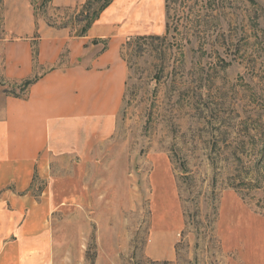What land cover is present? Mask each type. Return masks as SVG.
Returning <instances> with one entry per match:
<instances>
[{
  "label": "rangeland",
  "instance_id": "rangeland-1",
  "mask_svg": "<svg viewBox=\"0 0 264 264\" xmlns=\"http://www.w3.org/2000/svg\"><path fill=\"white\" fill-rule=\"evenodd\" d=\"M28 1L39 25L74 35L86 23L75 21L82 6ZM166 10L159 38L122 49L128 78L99 200L63 208L62 264H264V0ZM6 12L1 1L0 45ZM1 90L19 94L0 76ZM155 244L172 260H155Z\"/></svg>",
  "mask_w": 264,
  "mask_h": 264
},
{
  "label": "crops",
  "instance_id": "crops-1",
  "mask_svg": "<svg viewBox=\"0 0 264 264\" xmlns=\"http://www.w3.org/2000/svg\"><path fill=\"white\" fill-rule=\"evenodd\" d=\"M2 3L10 38L0 76L19 94L0 91V264H62L63 208L99 200L95 179L128 78L122 48L165 32L167 0H111L83 35L39 25L28 0ZM154 246L155 260H172Z\"/></svg>",
  "mask_w": 264,
  "mask_h": 264
},
{
  "label": "trees",
  "instance_id": "trees-1",
  "mask_svg": "<svg viewBox=\"0 0 264 264\" xmlns=\"http://www.w3.org/2000/svg\"><path fill=\"white\" fill-rule=\"evenodd\" d=\"M2 0H0L1 2ZM111 0H86L85 3L81 7L80 14L77 15L78 18L75 19L76 22H80L79 17H81V13H85V18H82L83 20H86V23L83 25H78L74 31V35H83L87 28L90 26V24L97 18L101 10L110 3ZM81 19V20H82ZM65 26V25H64ZM63 26V27H64ZM166 27H167V21H166ZM160 35H135L128 38L126 43L124 44L123 48H126L128 44L133 42L134 40H143L148 38H159ZM30 83V80H27L24 85H27Z\"/></svg>",
  "mask_w": 264,
  "mask_h": 264
}]
</instances>
